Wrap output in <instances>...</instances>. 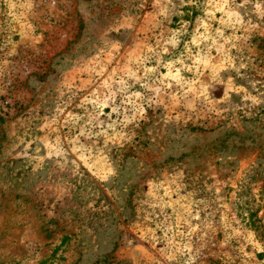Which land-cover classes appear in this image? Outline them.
Here are the masks:
<instances>
[{"label": "rangeland", "instance_id": "obj_1", "mask_svg": "<svg viewBox=\"0 0 264 264\" xmlns=\"http://www.w3.org/2000/svg\"><path fill=\"white\" fill-rule=\"evenodd\" d=\"M0 264H264V0H0Z\"/></svg>", "mask_w": 264, "mask_h": 264}]
</instances>
